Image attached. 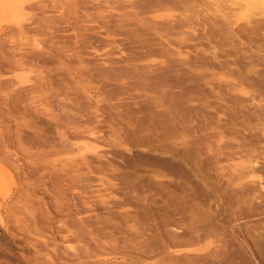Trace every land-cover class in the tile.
Here are the masks:
<instances>
[{
  "label": "rangeland",
  "instance_id": "1",
  "mask_svg": "<svg viewBox=\"0 0 264 264\" xmlns=\"http://www.w3.org/2000/svg\"><path fill=\"white\" fill-rule=\"evenodd\" d=\"M241 3L0 0V264H264V5Z\"/></svg>",
  "mask_w": 264,
  "mask_h": 264
},
{
  "label": "bare ground",
  "instance_id": "2",
  "mask_svg": "<svg viewBox=\"0 0 264 264\" xmlns=\"http://www.w3.org/2000/svg\"><path fill=\"white\" fill-rule=\"evenodd\" d=\"M22 3V0H5V7H7V8H9V9H11V10H13V11H15V13L17 12V10H18V8L20 7L21 8V4ZM263 4L264 5V0H243V4L241 5V7L242 8H245V9H250V8H252V7H254L255 5H257V4ZM24 7V6H23ZM26 8V7H25ZM24 9V8H23ZM255 13V12H254ZM254 16L256 15V14H253ZM171 16L172 17H175L174 15H172L171 14ZM252 16V15H251ZM15 18H16V20L19 22V23H21L20 22V20H19V17H17V15H15ZM26 19V18H25ZM24 21V20H23ZM251 21V20H250ZM18 23V24H19ZM21 25V24H20ZM95 134H96V132H95ZM96 135H94V137H95ZM90 137H92V136H90ZM96 138H98V137H95L94 139L96 140ZM83 139H85V138H83ZM94 141V140H93ZM97 141H98V139H97ZM78 148H79V146H78ZM81 148V147H80ZM79 148V149H80ZM83 148V147H82ZM253 164H258V161H254L253 162ZM249 173L247 174L248 176H249V178H252L253 180L254 179H262V175L260 174V173H258V169L256 168V167H254V166H250V170L248 171ZM262 184V183H261ZM262 186H264L263 184L261 185V187ZM1 220L3 221V218H1ZM197 249H201L202 250V248H197ZM196 249V250H197ZM205 250V249H204ZM203 251V250H202Z\"/></svg>",
  "mask_w": 264,
  "mask_h": 264
}]
</instances>
